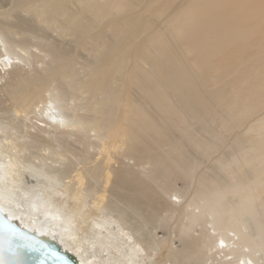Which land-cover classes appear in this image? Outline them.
I'll return each instance as SVG.
<instances>
[{
  "label": "bare ground",
  "instance_id": "bare-ground-1",
  "mask_svg": "<svg viewBox=\"0 0 264 264\" xmlns=\"http://www.w3.org/2000/svg\"><path fill=\"white\" fill-rule=\"evenodd\" d=\"M9 1L0 211L80 264H264V0Z\"/></svg>",
  "mask_w": 264,
  "mask_h": 264
},
{
  "label": "water",
  "instance_id": "water-1",
  "mask_svg": "<svg viewBox=\"0 0 264 264\" xmlns=\"http://www.w3.org/2000/svg\"><path fill=\"white\" fill-rule=\"evenodd\" d=\"M0 264H80L58 242L39 236L0 211Z\"/></svg>",
  "mask_w": 264,
  "mask_h": 264
},
{
  "label": "rangeland",
  "instance_id": "rangeland-1",
  "mask_svg": "<svg viewBox=\"0 0 264 264\" xmlns=\"http://www.w3.org/2000/svg\"><path fill=\"white\" fill-rule=\"evenodd\" d=\"M3 2H4V7H6V5H8L9 4V0H3ZM6 3V4H5ZM2 10H5V9H2ZM32 60V59H31ZM28 62H29V64H30V61L28 60ZM22 64V65H21ZM18 67H20V68H22L23 67V65H24V63H21ZM31 64H32V61H31ZM33 65V66H32ZM32 65H28V66H26V68L24 67V70L26 71H29V72H31V73H33V74H35L36 72H37V70H39V68H40V70L41 69H44V66H42V65H34V63L32 64ZM32 67V68H31ZM29 70H28V69ZM80 68L81 67H79L78 69L80 70ZM11 69V68H10ZM9 69V70H10ZM32 70V71H31ZM11 71V70H10ZM26 71V72H27ZM82 77H84V75L82 76ZM5 94L3 93V92H0V127L1 126H3V127H1V129H3V128H5V124L7 123V120L9 121L10 120V118L11 117H13V116H15V115H18V116H21V114L22 113H20V110H19V108H17V107H15V106H13L14 104H12V103H9V102H11L10 101V98H9V100H8V98H7V95H5ZM2 96V97H1ZM9 97V96H8ZM10 104H11V107L13 108L12 110H10L11 109V107H10ZM45 104V103H44ZM35 106H38V109L40 108L41 109V107H42V105H41V103H37V104H35ZM9 107V108H8ZM6 109V110H5ZM16 109V110H15ZM37 109V110H38ZM8 110V111H7ZM13 110L15 111V112H13ZM6 114H5V113ZM18 113V114H17ZM13 116H12V115ZM15 114V115H14ZM4 116V117H3ZM6 116V117H5ZM8 116V117H7ZM32 117L34 116V114H32L31 115ZM19 119H20V117H19ZM21 119H22V122L23 123H29V121H27L23 116L21 117ZM20 119V120H21ZM24 120H26V121H24ZM65 129V128H64ZM7 131H8V134L10 135L11 133H12V135H13V137H12V139H13V141H16L17 139H16V137L17 138H19L20 136H21V133L19 134L18 132H16V130H10V129H7ZM15 131V132H14ZM10 132V133H9ZM14 132V133H13ZM0 134H1V132H0ZM2 135V134H1ZM18 135V136H17ZM21 139H23L22 141H24L25 140V138H21ZM39 151H41V150H39ZM38 151V152H39ZM38 152L35 154V157H42V155H40V154H44V153H42L43 151H41L39 154H38ZM46 157H48V155H46ZM33 159H32V161H33V163L34 164H36V166H38V165H40V162H39V160H36V158H35V160H34V157H32ZM60 160V159H62V161H64V158L63 157H61L60 159H58L57 157H52V158H50L49 159V161H51V160ZM48 161V162H49ZM47 162V166H50V164H51V162H49L48 163ZM208 164H212V163H207L206 165L208 166V167H210ZM206 166V167H207ZM42 169V168H41ZM45 169V168H44ZM43 170V169H42ZM42 170L41 171H39L37 168L35 169V170H33V171H30V173L32 174V172H34L32 175L34 176V182L36 183V185H39L40 184V180L41 181H44L45 179H43V177H41L40 175H41V172H42ZM38 171H39V173H38ZM43 171H45L46 172V169L45 170H43ZM43 173V172H42ZM43 179V180H42ZM38 183V184H37ZM179 186L181 187L182 186V183H180L179 184ZM59 189H61V187H59ZM176 202H179L176 198L174 199ZM69 203L71 204V203H73V200L71 199V200H69ZM92 208V213H95V214H99L100 212H101V210H100V207H98L96 204H95V206L93 207V206H91ZM96 208H97V210H96ZM22 210V209H21ZM96 211H98V212H96ZM158 233H159V236H163V235H166V230H164V229H160L159 231H158ZM176 246H180L179 245V243H177L176 244ZM164 247V246H163ZM163 247H160L157 251H155L154 253H149V255H147L148 257H144V259H147L148 260V263L149 264H172V262H170V260H169V255H168V253L166 252V249L165 248H163ZM165 252V253H164ZM146 256V255H145ZM166 256V257H165Z\"/></svg>",
  "mask_w": 264,
  "mask_h": 264
}]
</instances>
